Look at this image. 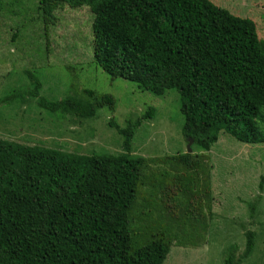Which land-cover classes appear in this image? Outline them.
<instances>
[{
    "label": "trees",
    "instance_id": "16d2710c",
    "mask_svg": "<svg viewBox=\"0 0 264 264\" xmlns=\"http://www.w3.org/2000/svg\"><path fill=\"white\" fill-rule=\"evenodd\" d=\"M86 5L93 55L111 78L155 96L178 92L182 134L209 151L221 132L244 144L264 143V40L255 23L209 0H38L50 18L56 3ZM26 93L50 114L93 118L110 95L47 100L31 75ZM23 97L13 91L4 100ZM135 123L115 129L123 153L82 155L0 139L16 162L0 166V264H163L170 244L136 245L133 208L145 160L130 155ZM191 165V155L179 157ZM206 197L208 192L206 191ZM245 256L254 249L246 236ZM234 247L224 263H233Z\"/></svg>",
    "mask_w": 264,
    "mask_h": 264
},
{
    "label": "rangeland",
    "instance_id": "374dc122",
    "mask_svg": "<svg viewBox=\"0 0 264 264\" xmlns=\"http://www.w3.org/2000/svg\"><path fill=\"white\" fill-rule=\"evenodd\" d=\"M232 15L255 23L264 40V0H209ZM38 0H0V139L82 155L123 153L124 129L148 109L153 118L136 126L130 155L145 160L133 208L136 245L151 238L170 244L163 264H264V143L244 144L221 132L209 151L190 143L191 165L182 134L178 92L162 96L111 78L93 55L92 20L86 5L56 3L46 18ZM31 75L39 96L88 99L84 90L113 98V106L96 105L95 117L81 119L48 113L26 94ZM13 91L23 94L4 100ZM16 162L0 152V166ZM208 192V197L206 193ZM255 246L245 256L246 236Z\"/></svg>",
    "mask_w": 264,
    "mask_h": 264
},
{
    "label": "water",
    "instance_id": "95a60500",
    "mask_svg": "<svg viewBox=\"0 0 264 264\" xmlns=\"http://www.w3.org/2000/svg\"><path fill=\"white\" fill-rule=\"evenodd\" d=\"M191 142H192V140L188 138L187 153L191 152L190 148H189V145H190Z\"/></svg>",
    "mask_w": 264,
    "mask_h": 264
}]
</instances>
